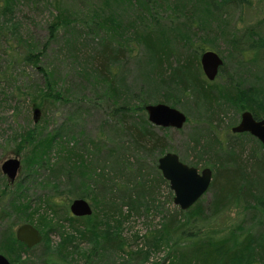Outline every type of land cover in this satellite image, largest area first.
<instances>
[{
  "label": "rangeland",
  "instance_id": "obj_1",
  "mask_svg": "<svg viewBox=\"0 0 264 264\" xmlns=\"http://www.w3.org/2000/svg\"><path fill=\"white\" fill-rule=\"evenodd\" d=\"M57 1L63 10L75 15L84 14L88 7L97 6L101 2ZM204 1L159 0L158 4H154L160 14V24L165 27L169 36H172V45L179 51L182 50L181 40L189 39L192 42H204V47L214 49L222 58L220 72L208 85L212 112L207 113L208 109H205L202 103L198 102V105L194 106L189 96H178L173 105L185 114V122L179 128L165 126L156 129L159 134H164L166 150L174 151L182 161L195 165L198 169L203 166L210 167L214 164V158L219 156L198 154L190 141L194 127L200 129L201 126H207L204 128L205 133L210 131L223 144L228 135L238 136V132H232L230 127L237 122L241 110H254L259 117L264 116V0H244L240 5L225 3L217 8H208L207 2ZM49 2L50 0H17L10 11H0V161L8 156H17L20 161L13 182L7 183L4 175L0 174V189L6 185V190L12 196H16L18 190L19 193H24L31 203L26 211L27 216L25 213L20 216L19 211L12 208L5 211V215L0 218V248L3 247L4 252L0 251L19 264L167 262L166 253L169 247L155 244L149 232L158 228L159 223L165 220L164 213L167 216L178 207L172 202V191L168 184L166 186L160 183L159 188L153 190L151 203L141 204L137 206V210H128L123 203L122 212H127V215L116 229L115 221L104 217V213L100 212V193L98 194L96 188L91 189V177H87L93 166L95 171H101L104 175H116L129 184L138 178L132 175V170L129 169L131 167L121 163V158L118 157V143L123 136L114 123L117 115L111 107L113 101L118 102L125 96V92L130 103L142 97L143 92H140L141 96L130 97L128 90L138 92V87L144 85L140 81V66L131 59L121 67L116 66L115 71L122 77L121 87H125V92L119 91L122 93L119 97L108 91L104 82L96 81L92 74L90 76L83 73L81 60L75 56L77 51L73 52L71 48L68 50L65 46L66 30L60 28L53 39H48L47 22L55 13ZM137 10L135 6L123 10L119 8L118 13L122 15L119 19L124 22L126 15L129 16ZM139 18L148 19V14L139 15ZM8 31L14 34L10 35ZM15 35L23 39L26 37L27 41L34 43V50H41L36 64L52 75L54 89L60 92L56 98L48 97L43 102V109L34 104L31 96L37 87L44 86V78L39 68L31 62L13 61L9 56L10 52L21 49ZM251 39L261 44L254 48L248 47ZM238 89L243 90L240 97ZM143 97L145 103L155 102L152 100L153 95ZM35 122L42 133L59 124L70 123L77 140L83 138L76 147L82 150L84 159L89 161L88 174L86 171H77L76 162L68 158H43L44 161L38 166L31 161H24L23 156L27 157L29 146L25 144L17 151L19 135ZM74 143L73 138H69L68 142L62 145L66 147ZM82 143L85 148L87 143L88 153H85ZM54 152L52 149V153ZM140 156L136 154L137 160L134 163L140 162V172L145 173L147 177L153 176L156 158H153L152 154ZM78 194L84 195L90 203L92 217L88 220L79 218L73 226L85 231L88 221V226L93 224L96 232L93 235L86 231L85 235L77 240L76 251L62 255L64 248L69 250L68 247H71L68 243L74 240H70L72 235L77 233L75 229L70 228L65 217L70 213L69 201ZM47 195H52L55 201L59 200L58 204H54V211L47 206L51 201H46ZM210 198L209 189L199 197L203 204H207ZM6 206L8 207L7 203ZM234 209L235 207L231 206L227 213L232 218L237 214ZM251 210L246 211L244 215L246 225H249L253 232L260 231L264 228V214L258 211L253 215ZM22 219L31 222L41 233V239L28 248L16 245L13 240L9 241V244L5 242V237L12 235L15 226ZM114 231L123 238L121 248ZM82 251L88 253V256L81 255ZM252 264H264V254Z\"/></svg>",
  "mask_w": 264,
  "mask_h": 264
},
{
  "label": "trees",
  "instance_id": "obj_2",
  "mask_svg": "<svg viewBox=\"0 0 264 264\" xmlns=\"http://www.w3.org/2000/svg\"><path fill=\"white\" fill-rule=\"evenodd\" d=\"M243 1L205 0L204 2H207L208 8H217L225 3L240 5ZM16 2L17 0H0V11H10ZM49 3L55 13L47 22L48 39H53L60 28L66 30L65 46L68 50L71 48L73 52L77 51L75 56L81 60L83 73L90 76L92 74L96 81L104 82L108 91L119 97L125 92V87H121L122 77L115 71L116 66L121 67L128 59L140 66V81L144 85L138 87V92L128 90L130 97H137L136 95L143 92L142 97L130 103L125 92L120 102L113 101L111 107L117 115L114 123L117 124V130L123 136L119 143L117 142L120 147L118 157L121 158V163L131 167L129 169L132 170V175L138 178L129 184L116 175H104L101 171H95L92 165V172L88 174L89 161L84 159L82 150L76 147L83 138L77 140L72 133L70 123L59 124L42 133L38 123L35 122L20 133L17 151L19 147L27 144L28 155L23 156V159L31 161L36 166L42 164L43 158L50 157L68 158L76 162L77 171L80 170L81 173L86 171L87 177H91L93 184L91 189L96 188L98 194L100 193V212L104 213V217L114 220V227L117 229L127 215V212H122L123 203L128 210H137V206L151 203L153 190L158 189L160 183L167 186V181L156 168V162L154 175L151 177L140 172V162L134 163L137 160L136 154L139 157L152 154L153 158H156L158 154L166 150L164 134L156 131L162 126L154 125L146 118L143 96L153 95L152 100L169 102L170 105L176 103L178 96H185V98L189 96L194 106L198 105V102L202 103L210 114L212 98L210 99L211 92L208 85L211 80L203 76L198 62L200 52L210 47H204V42L202 44L194 41V43L189 39L181 40V51L174 47L171 42L172 36H169L165 27L160 24V14L154 5L158 4L159 0H101L99 5L90 6L86 13L79 15L67 13L57 0H50ZM131 6L137 7L138 10L129 16L126 15L127 18L121 22L119 18L122 15L118 13L119 8L123 10ZM145 14H148V19L139 18V15ZM8 32L10 35L14 34L12 31ZM15 38L21 49L10 52L9 56L13 58V61L33 63L39 68L44 78V86L37 87L31 94L34 104L43 109V102L48 97H58L60 92L54 89L52 75L36 64L41 50H34V43L27 41L26 37L23 39L15 35ZM5 40L8 39L5 38ZM259 44L261 42L251 39L248 47L254 48ZM238 94L239 97L243 95V90L238 89ZM137 110L139 112H136ZM253 111H251L253 116L259 117ZM204 128L206 129L207 126H201L200 129L194 127L190 141L198 154L208 153L219 156L214 158V164L210 166L211 179L207 189L210 191L211 198L207 204H203L197 198L185 209L175 207L174 212L168 213L167 216L164 213L165 220L159 223L158 228L149 232L151 240L156 242L155 244L160 243L169 247L166 253L167 262L160 264H183L184 262L185 264H252L256 258L264 254V228L253 232L249 225H246L244 215L251 209L253 215L258 211L264 214V148L246 131L238 132L239 138L228 135L222 144L210 131L205 133ZM69 138H73L74 145L64 147L62 144L67 143ZM93 144L95 145V142ZM57 145L60 147H56ZM82 147L85 153H88L87 143L86 148L83 143ZM133 165L135 167H132ZM5 186L0 195V200L3 201L0 207V218L5 215V211L12 208L19 211V215L25 213L27 216L30 199L18 190L16 196H12ZM77 196L84 197L80 194L75 195ZM139 199L141 201H138ZM46 201H50V204H46L52 211L56 209L54 204L59 203V200L55 201L52 195H47ZM231 206L235 207L236 218L227 214ZM90 215L91 212L78 216L70 213L66 215L65 221H68L70 228L75 229L77 233L72 235L70 240H74L68 243L71 247H68L69 250L64 248L62 255L75 252L77 240L81 238L80 236H84L86 231L95 235V227L93 224L88 226V221L85 231L73 226L79 218L88 220L92 217ZM55 220L59 222V219ZM23 221L27 220H20V222ZM114 232L121 248L123 238L117 231ZM11 240L20 247L24 245L13 235L5 237L6 243L9 244ZM0 250L4 252L3 247ZM81 255L87 257L88 253L82 251ZM62 257L65 259L64 256Z\"/></svg>",
  "mask_w": 264,
  "mask_h": 264
},
{
  "label": "water",
  "instance_id": "obj_3",
  "mask_svg": "<svg viewBox=\"0 0 264 264\" xmlns=\"http://www.w3.org/2000/svg\"><path fill=\"white\" fill-rule=\"evenodd\" d=\"M198 61L204 77L212 80L222 63V58L214 49L204 48L199 54ZM144 110L150 123L162 127L179 128L186 118L180 109L162 101L147 102L144 104ZM230 130L232 132L246 131L264 147V116L254 117L250 110L243 109ZM18 166L17 156L5 157L1 163L3 172L10 179L16 175ZM156 167L172 191V202L180 209L187 208L199 198L207 190L211 179L210 167L203 166L198 169L195 165L182 161L171 150H165L156 157ZM68 209L72 215H86L91 212V205L84 197L77 196L69 201ZM14 235L27 247L41 239L39 230L28 221L20 222L14 230ZM0 264H10L3 254H0Z\"/></svg>",
  "mask_w": 264,
  "mask_h": 264
},
{
  "label": "flooded vegetation",
  "instance_id": "obj_4",
  "mask_svg": "<svg viewBox=\"0 0 264 264\" xmlns=\"http://www.w3.org/2000/svg\"><path fill=\"white\" fill-rule=\"evenodd\" d=\"M199 62V61H198ZM222 65V63L220 64V66ZM199 66H200V64H199ZM220 66L218 67V70H219V68H220ZM201 69V68H200ZM218 70H217V72H218ZM202 72V71H201ZM203 74V73H202ZM216 75H217V73H216ZM215 75V76H216ZM204 76V75H203ZM173 106V105H172ZM186 119V118H185ZM5 158H3L1 161H0V174H2V175H4V177H5V179L7 180L6 182L8 183V182H13V180L15 179V176L12 178V179H10V178H8L7 176H6V174L3 172V170H2V168H1V163H2V161L4 160ZM19 167H20V161H19V166H18V169H19ZM4 188V187H3ZM3 188H1L0 189V195H1V193H2V189ZM1 197V196H0ZM3 205V201H1L0 200V207ZM19 224V223H18ZM17 224V225H18ZM16 225V226H17ZM16 226H15V228H16ZM15 228H14V230H15ZM12 235H13V237L15 238V235H14V231L12 232ZM16 239V238H15ZM17 240V239H16ZM19 241V240H18ZM0 254H3L6 258H7V260L9 261V263L10 264H19L18 262H14V261H11L7 256V254L6 253H3L2 251H0Z\"/></svg>",
  "mask_w": 264,
  "mask_h": 264
}]
</instances>
